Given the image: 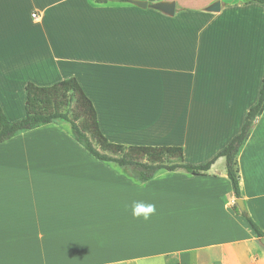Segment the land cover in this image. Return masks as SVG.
<instances>
[{"label":"crops","instance_id":"0c3cea01","mask_svg":"<svg viewBox=\"0 0 264 264\" xmlns=\"http://www.w3.org/2000/svg\"><path fill=\"white\" fill-rule=\"evenodd\" d=\"M0 0V105L26 116V86L76 77L113 143L181 146L205 164L240 133L264 80V5L253 0ZM36 13V16H33ZM246 211L264 231V111L237 154ZM226 158L204 174L134 181L67 121L0 143V264H264ZM132 201L156 205L147 221ZM241 211V210H240Z\"/></svg>","mask_w":264,"mask_h":264},{"label":"trees","instance_id":"16d2710c","mask_svg":"<svg viewBox=\"0 0 264 264\" xmlns=\"http://www.w3.org/2000/svg\"><path fill=\"white\" fill-rule=\"evenodd\" d=\"M106 0H95L96 3ZM128 1V0H120ZM264 5V0H253ZM26 116L10 121L0 105V143L12 138L25 129H32L47 123L67 121L78 142L92 155L118 166L134 181L145 183L159 170H183L191 174H204L217 157L226 158L227 174L232 181L236 198H242L237 169V154L250 134L258 116L264 111V80L260 96L246 116L242 130L221 150L215 158L205 164L187 163L181 146H138L113 143L100 129L97 111L76 77H69L52 85L39 86L29 82L26 86ZM241 213L260 238L264 231L247 211Z\"/></svg>","mask_w":264,"mask_h":264},{"label":"water","instance_id":"95a60500","mask_svg":"<svg viewBox=\"0 0 264 264\" xmlns=\"http://www.w3.org/2000/svg\"><path fill=\"white\" fill-rule=\"evenodd\" d=\"M130 2L141 8H147L148 6H152L153 8L162 10L169 14L174 13L175 8H176V3L170 2V1H161V2L151 3V4L148 3V0H130ZM220 8H221V2L218 0L214 2L213 4H211L207 9L209 11H219ZM236 205L239 207V209L242 212L246 211V206L242 198L236 199ZM259 241L264 247V236L260 237Z\"/></svg>","mask_w":264,"mask_h":264},{"label":"clouds","instance_id":"9594fccd","mask_svg":"<svg viewBox=\"0 0 264 264\" xmlns=\"http://www.w3.org/2000/svg\"><path fill=\"white\" fill-rule=\"evenodd\" d=\"M129 207L133 218H142L145 221L149 220L157 211L154 203H146L144 201H132Z\"/></svg>","mask_w":264,"mask_h":264},{"label":"built area","instance_id":"2783aa9c","mask_svg":"<svg viewBox=\"0 0 264 264\" xmlns=\"http://www.w3.org/2000/svg\"><path fill=\"white\" fill-rule=\"evenodd\" d=\"M33 16H36V13H33Z\"/></svg>","mask_w":264,"mask_h":264}]
</instances>
